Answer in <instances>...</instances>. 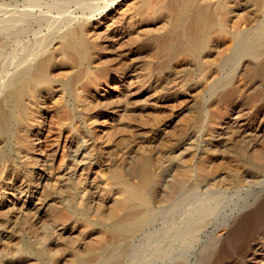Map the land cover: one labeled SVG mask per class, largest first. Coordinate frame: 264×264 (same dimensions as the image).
<instances>
[{"label":"rangeland","instance_id":"1","mask_svg":"<svg viewBox=\"0 0 264 264\" xmlns=\"http://www.w3.org/2000/svg\"><path fill=\"white\" fill-rule=\"evenodd\" d=\"M12 1L4 0L9 3L7 8L6 5H0V21L28 9L30 16L45 14L49 21L30 25L33 29L29 27L25 35L27 37L20 39V47L17 44L3 49L0 60L3 59V64L8 66L0 73V101L11 88L10 79L16 74L15 71L23 65L25 58H31L28 56L29 44L32 46L30 50L36 49L35 54L44 49L46 52L52 51L54 56L58 55L55 57L58 63L49 70L50 85L40 89L34 98L36 103H29L28 110L32 111L29 110L24 121L19 120L8 137H0V264H38L40 260L36 259V248L44 252L46 264L53 261L52 264H73L76 250L85 255L89 246L107 243L99 219L107 218L118 197V184L115 179L112 180L113 174H123L127 181L136 182L133 166L144 154L154 159V175L162 173L169 176L167 179L174 174H184L189 181H193V177L200 179L197 175L202 174V166L211 165L212 171L215 170L211 172L214 180L223 182L222 190L205 191L202 187L199 193L192 190L185 197H190L189 203L185 202L179 210L168 215L160 213L161 204L156 202L152 209L156 218L150 223L153 226L149 224L146 227L148 230L145 228L140 236L146 244L143 242L142 248L132 245V249L126 246L113 249L110 246L99 264H264V174L251 173L255 157L264 155V77L255 76L258 61L247 60L244 56L234 57L232 50L235 38L229 33L236 25V32L243 33L244 38L255 47L260 60L264 59V0H202L217 14V7L231 8L225 12L226 35L217 36L213 33L211 38L214 39L210 38L207 46L209 50L207 48L198 58L178 53L169 59L156 54L158 51L151 39L153 35L163 34L170 24L168 10L161 7L167 0H157L160 8L153 17H161L156 19L157 22L152 20L146 9L138 12L135 0H117L111 7L104 0L92 3L90 0ZM96 8L97 12L93 13ZM61 9L66 19H72L71 22L93 14L88 38L94 44L97 43L95 50L91 49L90 52L91 64L86 70L88 75L81 73L76 76L71 83L73 91L70 96L61 81H69L79 68L65 64L62 67L64 55L58 51L60 44L57 36L72 23L61 19L58 21ZM5 51L8 54L10 52V56ZM21 51L24 58H20L23 57ZM162 59H165L163 69L157 64ZM87 81L93 84L89 85ZM83 83L87 85L85 88ZM230 89L231 95L225 98L216 96L220 95V91L223 93ZM26 142L29 144H24ZM16 160L18 164L14 162ZM232 171L236 177H242V181H236V185L230 178L234 174ZM80 210L86 212L80 214ZM148 236H152V239L149 237L151 240H147ZM224 236H230L229 240ZM231 239L234 241L231 242ZM24 247L28 249L22 253ZM135 250H138L136 255ZM131 252L133 257L128 254Z\"/></svg>","mask_w":264,"mask_h":264},{"label":"bare ground","instance_id":"2","mask_svg":"<svg viewBox=\"0 0 264 264\" xmlns=\"http://www.w3.org/2000/svg\"><path fill=\"white\" fill-rule=\"evenodd\" d=\"M22 1V0H21ZM27 1V0H26ZM35 1V0H34ZM71 1V0H70ZM77 1V0H76ZM97 0H90V2H95ZM117 0H104V2H106L108 7H111V5L116 2ZM122 1V0H121ZM160 1V0H159ZM13 2V1H12ZM17 2L16 0H14L13 3ZM19 2V1H18ZM17 2V3H18ZM32 2V1H31ZM49 2V1H48ZM60 3V1H57ZM78 2V1H77ZM84 2V0H83ZM134 2H136L135 4L137 5L138 9L137 11L140 12V10L146 9L148 11V13L150 14V16H152V20H154L155 18H153L155 16V13L157 12L158 7L157 6V0H135ZM162 2V1H161ZM264 2V1H263ZM262 2V3H263ZM24 3V2H23ZM221 5H223V2ZM219 3V4H220ZM228 3V2H227ZM9 3H5L4 0H0V5H6L5 8H7V5ZM12 4V3H11ZM28 4V3H27ZM32 4V3H31ZM79 4V3H77ZM86 4V3H84ZM89 4V2L87 3ZM160 4V3H159ZM212 4V3H211ZM226 4V3H225ZM231 4V3H229ZM25 5V4H24ZM23 5V6H24ZM68 5V4H67ZM73 5V4H72ZM103 5V4H102ZM214 5V4H213ZM213 5H211V7L213 8ZM263 5V4H262ZM9 6V5H8ZM11 6V5H10ZM33 6V5H32ZM38 6V5H37ZM75 6V5H73ZM81 6V3H80ZM101 6V4L99 5ZM106 6V7H107ZM4 7V6H3ZM57 7V6H56ZM79 7V6H78ZM93 7H95L93 5ZM163 8H165L166 10H168V13L170 14V24L168 26V28L166 29V31H163L164 33L161 35H153L152 36V41L155 45V47L157 48V53L156 54H160L163 58V56L165 57V59H169V58H173L175 57V55L178 53H186L191 57L194 58H198L201 54L205 53L207 48L209 50L208 46V42H210V38L211 35L213 33H215L217 36H222L224 33H226L227 30V23H226V17H225V12L227 13L228 9L230 8L228 7H223L221 6L220 8L217 7V13H215L216 11H214V9H210V7L205 4L204 2H202V0H167L165 1V3L161 6ZM233 7V6H231ZM235 7V6H234ZM13 8V7H12ZM49 8V7H48ZM55 8V7H54ZM64 8V7H61ZM82 8V7H81ZM9 9V8H8ZM15 10V8H13ZM19 9V8H18ZM69 9V8H67ZM66 9V12H67ZM231 9V8H230ZM229 9V10H230ZM12 10V9H11ZM21 10V9H20ZM29 10V9H28ZM19 12L16 15H11L8 18L3 19L0 21V56L2 55V53L4 52V48H6L7 46H17V44L19 45L20 43V39L22 37H24L28 31V28L30 27V25L36 24V25H40L42 23L45 24V22L47 23V21H49L48 17L44 14L39 13L40 15L37 14V16L32 15L30 16L28 12ZM60 10V9H58ZM77 10V8H76ZM83 10V9H81ZM86 10V9H84ZM89 10V9H88ZM93 9H91L92 12ZM102 10V9H101ZM110 10V9H108ZM236 10V9H235ZM42 12V11H41ZM80 12V10H79ZM87 12V10H86ZM97 12V8L95 10H93V13ZM137 12V13H138ZM15 13V12H14ZM46 13V12H45ZM82 12H80L81 14ZM147 13V12H146ZM229 13V12H228ZM232 13V12H231ZM90 14V13H89ZM165 14V13H162ZM263 14V13H262ZM50 15V13H49ZM48 15V16H49ZM52 15V14H51ZM84 14H81V16H83ZM91 15V14H90ZM93 15V14H92ZM89 16L86 18H83L80 21H72V19H66V17L64 16V12L59 11L58 12V16L57 18L58 21L61 19L64 22H68V23H72L71 26H68L66 28H64L63 30H59V35L57 36V38L59 40V48L58 51L59 53L63 54L64 56L62 57L61 63H63L62 67H64L65 65H68L69 67H72V65L77 66L79 69L76 72L75 75L72 76V78H70V80L66 81V82H62V86L66 89L68 96H70L72 94V88L71 87V83L72 81L76 78L77 75L81 74V73H86V70L89 68V65L91 64V56H90V52L91 49H94L95 45L94 42L90 41L88 38V33L91 32L92 30V17L93 16ZM97 15V14H96ZM230 15V14H229ZM75 16V15H74ZM87 16V15H86ZM146 16L148 17L149 15L146 14ZM161 16V15H160ZM1 17V16H0ZM79 18V15L77 16ZM137 17V16H136ZM145 17V16H144ZM54 18V17H52ZM75 17H73L74 19ZM161 17H159L160 19ZM167 18V17H166ZM229 18V17H228ZM264 18V17H263ZM1 19V18H0ZM136 19V18H135ZM142 19V20H141ZM141 21L143 22V18L141 17ZM148 19V18H147ZM150 19V18H149ZM158 19V17L156 18ZM155 19V22H157ZM158 19V20H159ZM168 19V18H167ZM57 20V19H55ZM95 20V19H94ZM61 21V24H62ZM168 20H166L167 22ZM236 21V20H235ZM57 22V21H56ZM60 22V21H59ZM66 22V23H67ZM136 22V21H135ZM53 22L51 21V24ZM129 23V22H127ZM141 23V22H140ZM153 23V22H152ZM55 24V21H54ZM134 24V23H133ZM150 24V22H149ZM48 25V24H47ZM50 25V23H49ZM48 25V26H49ZM130 25V24H129ZM128 25V26H129ZM34 26V25H33ZM44 26V25H43ZM51 26V25H50ZM58 26V25H56ZM65 26V25H64ZM63 26V27H64ZM121 26V25H120ZM123 26V25H122ZM132 26V25H131ZM38 27V26H37ZM47 27V26H46ZM45 27V28H46ZM127 27V25H126ZM231 27V26H230ZM247 27V26H246ZM32 28V27H30ZM48 28V27H47ZM46 28V30H47ZM57 29V27H55ZM95 28V27H94ZM124 28V27H123ZM258 28V27H257ZM33 29V28H32ZM31 29V30H32ZM36 28H34L35 30ZM230 30V29H229ZM121 32V31H120ZM41 33V32H40ZM39 33V34H40ZM53 33V32H52ZM51 33V34H52ZM58 33V32H57ZM162 33V32H161ZM230 35L235 38V43H234V47H233V55L236 58L237 56H244L247 58V60L250 61H258V66L256 67L255 70V76L258 77H264V59L260 60L257 51L255 50V47L253 48L250 44V42L248 40H246L244 37L243 33L236 32V25H234L232 27V30L229 32ZM32 34V33H31ZM154 34V33H153ZM159 34V33H158ZM249 34V33H248ZM245 34V35H248ZM50 35V34H49ZM54 35V34H53ZM57 35V34H56ZM55 35V36H56ZM226 35V34H224ZM38 36V35H37ZM35 36V38L37 37ZM27 37V36H25ZM51 37V36H50ZM91 37V36H90ZM236 37H237V41H236ZM98 38V36L96 37ZM94 38V39H96ZM218 38V37H217ZM255 38V37H254ZM24 39V38H23ZM92 39V37H91ZM93 39V41H94ZM101 39V38H100ZM99 39V40H100ZM214 39V38H211ZM219 39V38H218ZM51 40V39H50ZM24 41V40H22ZM43 42V39L41 40ZM102 41V40H101ZM19 42V43H18ZM135 42V41H134ZM258 42V41H257ZM22 43V42H21ZM26 43V40L25 42ZM29 43V42H28ZM40 43V41H39ZM47 43V42H46ZM23 44V43H22ZM43 44V43H42ZM48 44V43H47ZM50 44V43H49ZM100 44V43H99ZM28 45V44H27ZM45 45V44H44ZM210 45V44H209ZM261 45V44H260ZM23 46V45H22ZM30 48L32 47L29 44ZM48 46V45H47ZM100 46V45H99ZM254 46V45H253ZM20 47V45H19ZM28 47V46H27ZM49 47V46H48ZM10 48V47H9ZM18 48V47H17ZM17 48L15 50H17ZM29 48V47H28ZM30 48L28 49V57L27 59L25 58V61L23 63V65H21V67L15 71L16 74L11 77L10 79V84H11V88L4 93V97L3 99L0 101V137L2 138H6L8 137V135L10 134L11 130L13 127H15L17 125V123L19 122V120H23L28 116L29 114V103L31 102H35L34 98L37 95V93H39L40 89L47 87L48 85H50V77H49V70L51 69V67H53L56 63V56L58 57V55L47 51L46 49H44V51H42L41 53H37L35 54V50L32 51L30 50ZM35 48V47H33ZM32 48V49H33ZM99 48V47H98ZM154 48V46H153ZM219 48V47H218ZM232 48V47H231ZM22 49V47H21ZM100 49L102 50V48L100 47ZM26 50V48H25ZM48 50V48H47ZM56 50V49H55ZM54 50V51H55ZM95 50V49H94ZM41 51V50H40ZM53 51V52H54ZM99 51V50H98ZM154 51H156L154 49ZM5 54H8L7 51H5ZM25 52V51H24ZM27 52V50H26ZM25 52V53H26ZM11 53H13V51H11ZM96 53H98L96 51ZM10 54V52H9ZM8 54V55H9ZM22 55V51L20 53ZM24 54V53H23ZM94 54V53H93ZM155 54V56H157ZM6 55V56H8ZM26 55V54H25ZM205 55V54H204ZM10 56V55H9ZM23 56V55H22ZM27 56V55H26ZM35 56V57H33ZM203 56V55H202ZM12 57V54H11ZM15 55H14V61L15 60ZM20 57V55H19ZM17 57V58H19ZM20 57V58H24ZM33 57V58H32ZM98 57V56H97ZM187 57V56H186ZM190 57V58H191ZM13 58V57H12ZM19 58V59H20ZM96 58V56H94V59ZM100 58V57H99ZM156 57H154L155 59ZM6 59V58H4ZM18 59V60H19ZM165 59L163 60H159L157 62V64L159 66H161V69L165 68V66L162 68V66L164 65ZM203 59V58H202ZM3 60V59H2ZM0 60V73L2 72V70H6L5 68L8 66H5L3 64V61ZM13 60V59H12ZM17 60V61H18ZM21 60V59H20ZM19 60V61H20ZM60 60V59H59ZM93 60V59H92ZM156 60V59H155ZM8 64V63H7ZM61 65V64H59ZM71 65V66H70ZM94 65V64H93ZM157 65V66H158ZM230 65V64H229ZM236 65V64H235ZM11 66H13L11 64ZM66 66V67H68ZM5 67V68H4ZM10 67V66H9ZM14 67V66H13ZM12 67V68H13ZM77 67H74L77 69ZM92 68V67H91ZM8 69V68H7ZM98 69V68H97ZM159 69V68H156ZM15 70V69H14ZM91 70V69H90ZM96 70V69H95ZM100 70V69H99ZM154 71L155 68L153 69ZM232 70V69H231ZM94 71V70H93ZM102 71V70H101ZM12 72V71H11ZM14 72V73H15ZM71 72V71H70ZM75 72V71H74ZM100 72V71H99ZM159 72V70H158ZM7 73V72H6ZM68 73V72H67ZM73 73V72H71ZM97 73V72H96ZM3 74V73H2ZM1 74V75H2ZM87 74V73H86ZM103 74V72H102ZM10 75V74H9ZM13 75V74H12ZM84 75V74H82ZM88 75V74H87ZM90 75V74H89ZM92 75H94V73H92ZM96 75V74H95ZM174 75V74H173ZM214 75V73H213ZM11 76V75H10ZM102 76V75H101ZM9 77V76H8ZM52 77V76H51ZM66 77V76H65ZM64 77V78H65ZM79 77V76H78ZM83 77V76H82ZM164 77V76H163ZM54 78V77H53ZM85 78V77H84ZM87 78H90L89 76ZM94 77H92L93 79ZM99 75H98V79H99ZM5 79V78H4ZM3 79V80H4ZM57 79V78H56ZM55 79V80H56ZM59 79V78H58ZM83 79V78H81ZM155 79V78H154ZM221 79V78H220ZM223 79V78H222ZM65 81V79H62ZM78 80V78H77ZM85 80V79H84ZM91 80V79H89ZM88 80V81H89ZM94 80V79H93ZM87 81V82H88ZM98 81V80H97ZM225 81V80H224ZM78 82V81H77ZM91 82H93L91 80ZM96 82V80H95ZM262 82V81H261ZM264 82V81H263ZM54 83V82H53ZM89 85L93 84L88 82ZM87 83V84H88ZM97 83V82H96ZM95 83V84H96ZM167 83V82H166ZM165 83V84H166ZM226 83V82H224ZM257 83V82H256ZM7 85V83H4ZM52 84V83H51ZM78 84V83H77ZM1 85V82H0ZM58 85V84H56ZM84 88L85 86H87L86 84H84ZM76 86V85H75ZM81 85L79 84L78 87H80ZM92 86V85H91ZM223 86V84H222ZM3 87V86H2ZM89 87V86H88ZM221 87V86H220ZM260 87V86H259ZM60 88V86H59ZM81 88V87H80ZM91 88V87H90ZM162 88V87H161ZM227 88V87H226ZM225 88V89H226ZM229 88V85H228ZM51 89V86L50 88ZM83 89V88H82ZM80 89V91L82 90ZM216 89V88H215ZM44 90V89H43ZM46 90V89H45ZM77 90V88H76ZM88 90V89H87ZM222 90V89H221ZM231 90H224L223 93H221V91L219 92L220 95H216L217 97L219 96V98H225L224 96L226 95H231ZM260 90V89H259ZM48 91V90H46ZM52 91V90H51ZM84 91V90H83ZM82 91V93H83ZM257 91V90H256ZM78 92V91H77ZM235 92V91H234ZM233 92V93H234ZM260 92V91H259ZM258 92V93H259ZM264 92V90H263ZM75 93V92H74ZM81 95V93H79ZM84 94V93H83ZM78 95V93H77ZM255 95V94H254ZM253 95V98H255ZM39 96V95H38ZM73 96H75L73 94ZM259 96V95H258ZM263 96V95H262ZM228 97V96H227ZM75 98V97H74ZM72 98V100L74 99ZM80 98H83L80 96ZM232 98V97H231ZM76 99V98H75ZM77 99L79 100V95L77 97ZM230 99V97H229ZM258 99V98H257ZM219 100V99H218ZM221 100V99H220ZM228 100V99H227ZM256 100V99H255ZM38 101V99H37ZM81 101V100H80ZM83 101V99H82ZM40 102V101H39ZM75 102V101H74ZM36 103V102H35ZM62 103V102H61ZM64 103V102H63ZM80 103V102H79ZM83 103V102H82ZM85 103V102H84ZM32 104V103H31ZM75 104V103H74ZM77 104V103H76ZM38 105V104H37ZM87 105V103H86ZM35 106V104H34ZM70 106V105H69ZM79 106V105H78ZM85 106V105H84ZM66 107V106H65ZM77 107V106H76ZM40 108V107H39ZM61 108H63L61 106ZM86 108V107H85ZM67 109V108H66ZM74 109V108H73ZM77 110V109H76ZM86 110V109H85ZM206 110V109H205ZM32 111V110H30ZM62 111V110H61ZM64 111V109H63ZM62 111V112H63ZM66 111V110H65ZM64 111V112H65ZM67 111H69L67 109ZM69 113V112H68ZM74 113V112H73ZM80 113V112H79ZM32 114V113H31ZM30 114V115H31ZM34 114V113H33ZM64 114V113H63ZM66 115V113H65ZM64 115V116H65ZM80 115H82L80 113ZM37 116V115H36ZM32 117V116H31ZM67 117V115H66ZM196 117V116H194ZM65 118V117H64ZM69 118V117H68ZM78 118V117H77ZM28 119V118H27ZM26 119V120H27ZM71 120V118H69ZM75 119V118H74ZM197 120V119H195ZM76 121V120H75ZM74 121V122H75ZM78 121V120H77ZM199 121V120H198ZM28 122V121H27ZM26 122V123H27ZM70 122V121H69ZM72 122V121H71ZM73 124H76L74 123ZM79 122V121H78ZM28 123H31V121H29ZM194 123H196L194 121ZM21 124V123H20ZM23 125V124H21ZM67 125V123H66ZM70 126V125H69ZM25 127V126H24ZM71 127V126H70ZM18 128V127H17ZM76 128V127H75ZM15 129V128H14ZM71 129V128H70ZM77 129V128H76ZM78 130V129H77ZM72 134L73 131L71 130ZM76 132V131H75ZM21 133V131L19 132ZM24 133V132H22ZM14 134H16V132H14ZM77 134V133H76ZM20 135V134H19ZM22 135V134H21ZM20 135V136H21ZM26 135V134H24ZM75 135V134H74ZM78 135V134H77ZM16 135H14L15 138ZM12 137V135H11ZM17 138V137H16ZM15 138V139H16ZM23 138V137H22ZM79 138V137H78ZM12 139V138H11ZM18 139V138H17ZM24 139V138H23ZM6 140V139H5ZM8 140V139H7ZM22 140V139H21ZM28 140V139H26ZM12 141V140H11ZM14 142V141H13ZM19 142V140H18ZM25 142V140H24ZM134 142V141H133ZM8 143V142H7ZM20 143V142H19ZM22 143V142H21ZM79 143V142H78ZM149 143V142H148ZM153 143V142H152ZM198 143V142H197ZM5 144V143H4ZM12 144V143H11ZM18 145V143H16ZM24 144H29V143H24ZM10 145V144H9ZM8 145V146H9ZM15 145V144H14ZM75 146V145H74ZM80 146V145H79ZM78 146V147H79ZM142 146V145H141ZM152 146V145H151ZM26 147V146H25ZM30 147V146H29ZM77 147V149H78ZM147 147V145H146ZM5 148V146H4ZM12 148L9 147V149ZM14 148V147H13ZM18 149V147H16ZM21 148V147H20ZM31 148V147H30ZM83 148V146H82ZM15 149V150H17ZM24 149V148H23ZM22 149V150H23ZM27 149V148H26ZM74 152H76V150ZM80 149V147H79ZM149 149V148H148ZM7 150V149H5ZM169 150V149H168ZM19 151V150H18ZM25 151V150H24ZM31 151V150H30ZM1 152V151H0ZM17 152V151H16ZM28 152V151H27ZM79 152V151H78ZM119 153V152H118ZM144 153V152H143ZM147 153V152H146ZM10 154V153H9ZM24 154V153H21ZM28 154V153H27ZM26 154V155H27ZM77 153L74 154V157ZM149 154V153H148ZM2 155V154H1ZM11 155V154H10ZM25 155V154H24ZM29 155V154H28ZM143 155V154H142ZM5 156V155H4ZM257 156V155H256ZM12 157V156H11ZM10 157V159H12ZM23 157V155H22ZM31 157V156H30ZM142 157V156H141ZM207 157V156H206ZM153 158V157H152ZM149 155H145L140 158L137 163L135 164V166H133V170L132 173L135 176V178L137 179L136 182H130L127 181V179H124L125 177L122 176L120 173H115L113 174L114 177H112V180L115 179V181L118 184V197L116 199V197L114 199L115 200V204L113 206V208L111 209L110 213L108 214V216H106L107 218H100L99 219V226L101 227V230L103 232V235L105 236V239L107 240V243H102V245L100 244L99 246L96 244V246H87V252L85 255H81L77 252H75V261L73 264H99L101 263L104 259V253L105 250L110 246L114 247L113 249H116L115 247H119L121 248V246H126L127 248H131V246H137V247H143L142 244H144L143 239H141V234H143L144 229L156 218L154 213H153V205L158 202L161 204V212L165 215L173 214L174 212L177 211V209L179 210V208H181L182 206L189 203V199L185 198L186 195H188L192 190L195 191V193H199L201 187L204 188V190H222V186H223V182L221 180H214L215 177L211 175L212 171V166L210 165V167L207 166H202V164L200 166H202V174L200 173L199 175H197L196 171H194L196 173V175L198 176L197 178L200 179H196V177L192 178L193 181H189L187 179L186 175H176L174 174V176H171L169 179H167V177H169L168 175L162 174V173H158L156 175H154L153 173V169H152V165L153 164V160ZM255 161L251 164V168L253 169V172H251L252 174H264V155H260L255 157ZM3 159V157H2ZM76 159V158H75ZM138 159V158H137ZM174 159V158H173ZM233 159V158H232ZM254 160V157L252 158ZM215 160V159H214ZM242 160V159H240ZM238 160V161H240ZM244 160V159H243ZM2 161V160H1ZM9 161V160H8ZM13 161V160H12ZM70 161V160H69ZM135 161V159H134ZM162 161V160H160ZM158 161V162H160ZM236 161V159H235ZM234 161V163H236ZM14 162H17L14 161ZM32 162V161H31ZM136 162V161H135ZM157 162V163H158ZM204 162V161H203ZM202 162V163H203ZM22 163V162H20ZM26 163V162H25ZM28 163V161H27ZM155 163V162H154ZM155 163V164H157ZM212 163V162H211ZM215 163V162H214ZM217 163V162H216ZM244 163V162H243ZM18 164V162H17ZM206 164V163H205ZM245 164V163H244ZM21 165V164H20ZM23 165V163H22ZM160 165V164H159ZM180 165V164H179ZM208 165V166H209ZM158 166V165H157ZM187 166V165H186ZM30 167V166H29ZM185 167V165H184ZM235 167V166H234ZM132 168V167H131ZM177 168V167H176ZM180 168V167H179ZM236 168V167H235ZM234 168V170H235ZM24 169V168H23ZM121 169V168H120ZM156 169V168H155ZM198 169V168H197ZM200 169V168H199ZM119 170V169H118ZM175 170V169H174ZM192 170V168H191ZM190 170V171H191ZM233 170V169H232ZM115 171V170H114ZM130 171V170H129ZM160 171V170H159ZM184 171V170H182ZM111 172V171H110ZM109 172V173H110ZM113 172V171H112ZM111 172V173H112ZM116 172V171H115ZM119 172V171H118ZM154 172H156L154 170ZM161 172V171H160ZM172 172V171H171ZM179 172V171H177ZM192 172V171H191ZM189 172V173H191ZM200 172V171H199ZM233 172V171H232ZM125 173V172H124ZM164 173V172H163ZM234 173V172H233ZM168 174V173H167ZM186 174V172H185ZM193 174V172H192ZM251 174V175H252ZM188 175V174H187ZM195 175V176H196ZM239 175V174H238ZM109 176V175H108ZM126 176V175H125ZM190 176V174H189ZM218 177V176H217ZM128 178V177H126ZM191 178V177H190ZM230 178L232 179L231 181L234 182V184L236 185V181L240 182L242 181V177H236V173L233 174V176ZM237 179V180H236ZM131 180V179H129ZM133 180V179H132ZM230 180V179H229ZM228 180V181H229ZM134 181V180H133ZM77 183V182H76ZM75 183V184H76ZM113 183V182H112ZM228 184V183H227ZM78 185V184H77ZM77 185H75L74 188L77 187ZM234 185V186H235ZM108 186V185H107ZM113 186V185H112ZM115 186V185H114ZM72 188V187H71ZM116 187H114L115 189ZM77 189V188H76ZM74 189V190H76ZM110 189V188H109ZM23 191V190H22ZM78 191V189H77ZM110 191V190H109ZM115 191V190H114ZM117 191V190H116ZM115 191V192H116ZM263 191V190H262ZM22 193V192H21ZM74 193V192H73ZM72 193V194H73ZM78 194V193H77ZM233 194V193H231ZM74 195V194H73ZM80 195V194H78ZM192 196V194H191ZM78 197V196H77ZM80 197V196H79ZM195 197V196H194ZM205 197V196H203ZM71 200V199H70ZM74 200V199H73ZM78 200V199H77ZM76 200V201H77ZM196 200V199H195ZM203 200V199H201ZM80 201V199H79ZM198 201V200H197ZM196 201V202H197ZM205 201V200H204ZM203 201V202H204ZM84 202V201H82ZM87 202V201H86ZM85 202V203H86ZM200 202V201H199ZM71 203V202H70ZM81 203V202H79ZM83 204V203H82ZM200 204V203H199ZM246 204V203H245ZM84 205V204H83ZM82 205V206H83ZM192 205V204H191ZM217 205V204H216ZM75 206L76 203H75ZM85 206V205H84ZM159 207V205H156V207ZM208 206V205H207ZM247 206V205H246ZM157 207V208H158ZM198 207V206H197ZM195 206V208H197ZM209 207V206H208ZM215 207V206H214ZM54 208V207H53ZM194 208V210H195ZM219 208V207H218ZM77 209V208H75ZM86 209H89L86 207ZM160 209V208H159ZM188 209V208H187ZM185 209V210H187ZM191 209V208H190ZM198 209V208H197ZM201 208L199 207L198 210H200ZM210 209V208H209ZM51 210V209H50ZM56 210V209H54ZM78 210V209H77ZM76 210V211H77ZM157 210V209H156ZM189 210V209H188ZM193 210V209H192ZM205 210V209H204ZM246 210V209H245ZM52 211V210H51ZM58 211V210H57ZM81 213L83 214L85 213L84 211L80 210ZM208 211V209H207ZM212 211V210H211ZM244 211V210H243ZM79 212V211H77ZM88 212V211H87ZM98 212V211H97ZM96 212V213H97ZM101 212V211H100ZM159 211H157V214ZM187 212V211H186ZM184 212V214L186 213ZM190 212V211H189ZM194 212V211H193ZM196 212V211H195ZM205 212V211H204ZM245 212V211H244ZM55 213V212H54ZM57 213V212H56ZM192 213V212H190ZM59 214V212H58ZM156 214V213H155ZM188 214V213H187ZM200 214V213H199ZM198 214V216H199ZM203 214V213H202ZM56 215V214H55ZM64 216V214H62ZM76 215V213H75ZM103 214H101L102 216ZM163 215V216H165ZM183 215V214H182ZM197 215V214H196ZM194 214V216H196ZM53 216V215H52ZM203 216V215H201ZM207 216V215H206ZM66 217V216H64ZM74 217V216H73ZM97 217V215H96ZM160 217V216H158ZM185 217V216H184ZM183 217V218H184ZM193 219V215L191 216ZM234 217V216H233ZM56 220L57 217H55ZM60 218L63 219L62 216H60ZM82 218V216H81ZM54 219V218H53ZM75 219V218H73ZM86 220V218H84ZM88 219V218H87ZM97 219V218H96ZM95 219V220H96ZM180 219V218H179ZM182 219V218H181ZM231 219V218H230ZM236 219V218H235ZM64 220V219H63ZM62 220V221H63ZM79 220V219H78ZM89 220V219H88ZM164 220V219H163ZM167 220V219H166ZM169 220V219H168ZM173 220V219H172ZM195 220V219H194ZM202 220V219H201ZM204 220V219H203ZM209 220V219H208ZM59 221V220H58ZM171 221V220H170ZM196 221V220H195ZM194 221V222H195ZM230 221V220H229ZM98 222V220H97ZM158 222V221H157ZM168 222V221H167ZM176 222V221H175ZM185 222V221H184ZM190 222V221H189ZM193 222V220H192ZM191 222V223H192ZM193 222V223H194ZM156 223V222H154ZM188 223V222H187ZM89 224V223H88ZM87 224V225H88ZM162 224V222H161ZM190 224V223H188ZM93 225V224H92ZM91 225V226H92ZM151 225V224H150ZM191 225V224H190ZM189 225V226H190ZM208 225V224H207ZM233 225V224H232ZM90 226V227H91ZM98 226V227H99ZM153 226V224L151 225ZM155 226V225H154ZM204 226V225H203ZM97 227V226H96ZM168 227V225H167ZM170 227V226H169ZM180 227V225H179ZM225 227V226H224ZM236 227V225H235ZM94 228V227H93ZM171 228V227H170ZM188 228V227H187ZM228 228V227H227ZM234 228V227H233ZM147 229V228H146ZM145 229V230H146ZM154 229V228H153ZM231 229V228H230ZM97 230V229H96ZM148 230V229H147ZM166 230V229H165ZM169 230V229H168ZM177 230V229H176ZM100 231V230H99ZM170 231V230H169ZM189 231V230H188ZM199 231V230H198ZM90 232V231H89ZM219 232V231H218ZM233 232V231H232ZM146 234V232H144ZM150 233H152V230L150 231ZM162 233V232H161ZM193 233V232H192ZM217 233V232H216ZM234 233V232H233ZM144 234V235H145ZM149 234V232H148ZM156 234V233H155ZM196 234V233H195ZM142 235V237L144 236ZM150 235V234H149ZM176 235V234H175ZM199 235V234H198ZM230 235V234H229ZM235 235V234H233ZM232 235V237H234ZM147 236H145L146 239ZM150 236H148L147 240L149 239ZM164 237V236H163ZM162 237V238H163ZM221 237V236H220ZM228 237V238H227ZM224 238L228 239L230 238V236H227ZM231 237V238H232ZM236 237V236H235ZM102 238V236L100 237ZM100 238L98 240H100ZM152 239V236L150 237ZM174 238V237H173ZM183 238V237H182ZM104 239V240H105ZM149 239V240H151ZM158 239V238H157ZM175 240V239H172ZM101 241V240H100ZM99 241V242H100ZM171 241V240H170ZM187 241V240H186ZM227 241V240H226ZM234 241L233 239H231V242ZM148 242V241H147ZM157 242V241H156ZM228 242V241H227ZM226 242V243H227ZM138 245H135V244ZM215 243V242H214ZM235 243V242H234ZM146 244V242H145ZM187 244V243H186ZM185 244V246H186ZM218 244V243H217ZM130 246V247H129ZM167 246V245H166ZM172 246V245H171ZM183 246V245H182ZM170 247V246H169ZM178 247V245L176 246ZM18 248V247H17ZM20 248V247H19ZM44 248V247H43ZM134 248V247H133ZM166 248V247H165ZM172 248V247H171ZM181 248V247H180ZM184 248V246L182 247ZM181 248V249H182ZM28 247H24V249L22 248V253L23 250H27ZM35 249V248H34ZM118 249V248H117ZM132 249V248H131ZM130 249V251H131ZM138 249V248H137ZM190 249V248H189ZM17 250V249H16ZM30 250H32L30 248ZM45 250V249H44ZM112 250V249H111ZM120 250V249H119ZM125 250V249H124ZM123 250V251H124ZM164 251V248L162 249ZM169 250V248H168ZM172 250V249H171ZM35 251V250H34ZM109 251V250H108ZM114 251V250H113ZM122 251V252H123ZM160 251V250H159ZM17 252V251H16ZM46 252V251H45ZM111 252V251H110ZM126 252V251H124ZM136 250L134 251L135 254ZM140 252V251H139ZM176 252V251H175ZM29 253V252H28ZM32 253V252H31ZM73 253V252H72ZM113 253V252H112ZM138 253V250L137 252ZM19 254V253H18ZM25 254V253H24ZM49 254V253H48ZM74 254V253H73ZM72 254V255H73ZM123 254V253H122ZM125 254V253H124ZM129 255L131 254L132 256V252L128 253ZM162 254V253H160ZM168 254V253H167ZM171 254V252L169 253ZM175 254V253H174ZM44 252L41 250H37L36 248V259L40 260V262L38 264H46L47 260H44ZM52 255V254H50ZM111 255V254H110ZM136 255V254H135ZM54 256V255H52ZM51 256V258H52ZM108 256V255H106ZM169 256V255H168ZM166 256V258L168 257ZM133 257V256H132ZM157 257V256H156ZM108 258V257H107ZM128 258V257H127ZM170 258V257H168ZM34 259V260H36ZM53 259V258H52ZM51 259V260H52ZM56 259V258H55ZM126 259V256H125ZM161 259V258H160ZM129 260V259H128ZM131 260V259H130ZM136 260V259H135ZM144 260V259H143ZM159 260V259H158ZM73 261V260H71ZM152 261V260H151ZM175 261V260H172ZM54 262V261H53ZM52 262V263H53ZM56 262V261H55ZM130 262V261H129ZM165 262V261H163ZM51 263V264H52ZM143 263V262H142ZM155 263V262H154ZM69 264V263H68ZM144 264V263H143ZM147 264V263H146ZM151 264V262H150ZM162 264V263H161ZM165 264V263H164ZM169 264H180V263H169Z\"/></svg>","mask_w":264,"mask_h":264}]
</instances>
